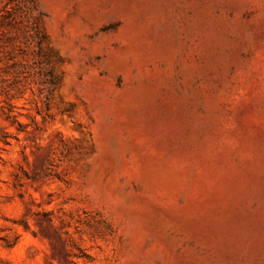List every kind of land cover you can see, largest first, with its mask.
<instances>
[{
  "label": "rangeland",
  "instance_id": "1",
  "mask_svg": "<svg viewBox=\"0 0 264 264\" xmlns=\"http://www.w3.org/2000/svg\"><path fill=\"white\" fill-rule=\"evenodd\" d=\"M0 264H264V0H0Z\"/></svg>",
  "mask_w": 264,
  "mask_h": 264
},
{
  "label": "trees",
  "instance_id": "2",
  "mask_svg": "<svg viewBox=\"0 0 264 264\" xmlns=\"http://www.w3.org/2000/svg\"><path fill=\"white\" fill-rule=\"evenodd\" d=\"M42 76L44 79L43 84L50 85V86H54L56 84V79H55L54 75L52 74L51 70L42 71Z\"/></svg>",
  "mask_w": 264,
  "mask_h": 264
}]
</instances>
